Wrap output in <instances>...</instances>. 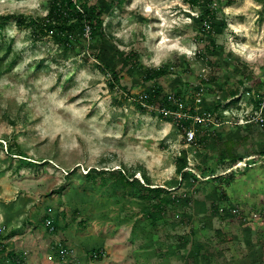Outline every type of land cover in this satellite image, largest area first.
<instances>
[{"label": "rangeland", "instance_id": "obj_1", "mask_svg": "<svg viewBox=\"0 0 264 264\" xmlns=\"http://www.w3.org/2000/svg\"><path fill=\"white\" fill-rule=\"evenodd\" d=\"M50 1L0 0V227L8 237L1 261L13 264L10 252L26 264H61L62 244L72 251L66 264H111L154 223L168 242L177 235L170 232L184 231L180 262L264 264V207L250 197L264 193V122H246L264 106V0H211L216 27L205 28L209 0H78L102 9L105 35L86 31L72 42L30 26ZM164 66L166 74L145 79V69ZM154 85L159 99L138 106L135 97ZM235 91L238 101L228 103ZM175 94L183 111H167L168 121L159 115L163 98ZM183 151L198 180L177 173ZM221 155L243 161L229 167ZM120 171L184 201L149 221L152 205L122 189ZM230 206L263 220L247 227L241 215L219 211ZM196 211L213 219H196ZM207 233L209 256L195 245ZM99 247L102 259L84 258Z\"/></svg>", "mask_w": 264, "mask_h": 264}, {"label": "trees", "instance_id": "obj_2", "mask_svg": "<svg viewBox=\"0 0 264 264\" xmlns=\"http://www.w3.org/2000/svg\"><path fill=\"white\" fill-rule=\"evenodd\" d=\"M117 5H122L125 0H112ZM192 5H198L200 3V0H189ZM207 8H205L201 13L200 21L203 23L202 27L205 28L206 26H212L216 27L214 22V17L216 14V9L213 8V2L209 0L207 2ZM215 9V10H214ZM103 14L102 9H99L95 6L92 8H89L85 3H78V0H51L50 1V9L46 16L44 17H35L31 20L30 26L37 29L39 34L41 35H47V34H53L58 39L65 38L67 41L72 42V40L77 39L79 35H83L86 31H88L92 35H105L104 34V27H103V20L101 18V15ZM93 16V20H91L89 17ZM18 25L22 24H28L26 19L20 20V18L17 19L16 22ZM11 48L9 47L6 51H10ZM137 55H134L136 57ZM208 59V56L206 57ZM136 60V59H135ZM12 66V63L9 65V67ZM0 71H2L0 66ZM167 69L166 67H160L156 69H145V79L146 80H154L162 75L166 74ZM113 75H115V78L117 79V73L112 72ZM112 89L118 88V84L116 83H110ZM159 88H157L155 85L152 86L149 90H147L144 94L136 96L135 99L137 101V105H145V104H153L157 99H159ZM202 88H200V85L196 86V90L200 91ZM123 93L125 96H128L129 93H127L124 89ZM232 99L228 101V103H235L238 101L239 97H236L238 95V92H232ZM141 98V99H138ZM179 101H184V98H181L179 94H175L173 96H165L163 98V105L164 108L161 110H164L161 114H159L161 117L165 118L168 121H171V118L168 115V112L171 111H183L179 109L178 105L176 104L177 99ZM257 103V101H256ZM258 103H261V101H258ZM177 109V110H173ZM168 111V112H167ZM190 116L195 117L197 115L196 109L194 107H191L189 109ZM181 121V123H180ZM178 125L181 128H184V125H187L189 122L186 121V119L180 120ZM186 135V132H185ZM261 155H264V152L260 153ZM221 161L229 162V167H233L237 163L243 161V156H220ZM188 168V169H187ZM188 166V158L186 151H183L181 156L178 158L177 162V168L176 171L178 174L181 175L183 178H187L190 176L192 179H199L192 171V169H189ZM115 171V170H113ZM112 171V172H113ZM120 181H121V187L126 193L133 192L137 197H139L142 200L149 201V204L152 205L151 209H148V214H159L161 213H167L165 210L166 208L171 205L176 208L183 203V201L180 198H171L168 196H164L163 188L159 186H152L151 180L149 178H146L145 183H141L140 179L138 177H135L133 174L132 176H126L125 172L120 171ZM236 177V173L230 174L229 177ZM85 177H93L91 170H89ZM221 175L213 177V181L215 184L218 183V180L222 179ZM230 180V179H228ZM160 213V214H161ZM225 214H230V212H226ZM53 221V225L56 227V222L53 218H51ZM7 237V236H6ZM8 238V237H7ZM5 237H2L0 234V255H2L3 251L6 249V244L3 243L4 239H7ZM10 255V258L13 260V264H17L15 262L16 255L12 253H7ZM91 254V255H90ZM93 254H96L97 259H102L104 257L103 254V248H94L87 251V253L84 255V258L90 256L92 257ZM12 256V257H11ZM0 264H4L0 259Z\"/></svg>", "mask_w": 264, "mask_h": 264}, {"label": "crops", "instance_id": "obj_3", "mask_svg": "<svg viewBox=\"0 0 264 264\" xmlns=\"http://www.w3.org/2000/svg\"><path fill=\"white\" fill-rule=\"evenodd\" d=\"M253 155V154H251ZM250 156V155H248ZM260 188V187H258ZM262 190H264V188H260ZM255 196H251L253 198L254 201L259 200L261 202V204L259 203V205L261 207H264V193L263 194H258L255 193L253 194ZM245 199L244 200H251V198H247L248 195H245ZM251 202V203H256V206L258 205V202ZM241 204V203H240ZM243 204V203H242ZM230 207H235V206H230ZM237 207V206H236ZM239 208V207H238ZM240 209V208H239ZM264 209V208H263ZM249 210H241V216L240 220L243 223V225L247 226V227H252L254 226V224L257 223V221L259 220H263L262 219V215L261 213L264 212V210L261 209V213H250L248 212ZM197 212V211H196ZM168 213V212H167ZM165 215H168V214ZM198 214V215H197ZM147 217L149 218V221L153 220V218H155L156 215L158 214H146ZM177 217L180 215L179 214H175ZM196 219L199 220H206L210 223V221L213 219L212 215H210L209 213L206 212V215L203 212L198 211L196 214ZM229 216H233L232 214H228ZM159 217H162V215H158ZM161 222H163V219L161 220ZM209 226V225H208ZM161 227V226H160ZM153 228L157 229L159 228L158 224H154L151 223L149 225V227H147V229L145 230V232L147 233V235L145 234L144 236V242L142 244H139L137 247L134 246H126V247H121L119 248L117 251H115V253L117 255H115L114 257V261L117 262H112L111 264H201L198 260L194 261V262H180L177 260V258L181 257L180 254V249L182 248V244L187 241L188 239H184L183 236V232H179L178 230L175 232H170L169 235H174L177 233V235L175 236H168L169 242H168V238L162 236L160 233L155 234L152 230ZM209 233V232H208ZM198 234L197 240L195 239V245H198V248H204L206 251H204L206 253L207 256H209V251H207L206 246L210 244V240H209V234ZM204 235H206V237L204 238ZM129 237H131V227L129 229ZM189 241V240H188ZM197 241V242H196ZM191 246V243H190ZM121 249V250H120ZM121 253V255H120ZM132 253V255H131ZM180 256V257H179ZM194 256V255H192ZM207 264H213V261L210 263L209 261L206 262ZM103 264H107V263H103Z\"/></svg>", "mask_w": 264, "mask_h": 264}, {"label": "built area", "instance_id": "obj_4", "mask_svg": "<svg viewBox=\"0 0 264 264\" xmlns=\"http://www.w3.org/2000/svg\"><path fill=\"white\" fill-rule=\"evenodd\" d=\"M196 100H197V102H201L202 99H201V97H198ZM263 109H264V106L263 105L260 106L259 111H256L257 115L253 116V118L250 120H246V122L247 123L252 122V121H256V122H260V123L264 122ZM186 139L188 142H193L195 140V131L192 129L188 130L186 132ZM239 163H241V162H239ZM196 175L199 176L197 173H196ZM219 211L222 214H225L226 212H230V214H232L233 216L241 215L240 209L236 206L231 207L228 210H226L225 207H220ZM46 225L49 227L50 231L55 230V226L53 225V221L51 218L46 219ZM4 229H5V227H0V234L4 231ZM56 249H57L56 252H58V258L60 259L61 264L68 263L70 253L72 252L71 249L67 246L64 247L62 244H59V246L57 245ZM91 258H97L96 254H93ZM15 262L17 264H26L20 257H16Z\"/></svg>", "mask_w": 264, "mask_h": 264}]
</instances>
